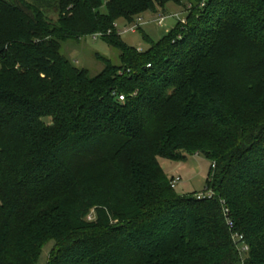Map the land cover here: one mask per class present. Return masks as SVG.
Segmentation results:
<instances>
[{"label": "trees", "instance_id": "obj_1", "mask_svg": "<svg viewBox=\"0 0 264 264\" xmlns=\"http://www.w3.org/2000/svg\"><path fill=\"white\" fill-rule=\"evenodd\" d=\"M170 3L191 7L185 25L144 52L121 41L117 22ZM101 9L0 0V264L49 244L45 264H264V0ZM95 34L119 64L99 56L90 77L61 47ZM184 154L211 163L210 198L170 186L158 159Z\"/></svg>", "mask_w": 264, "mask_h": 264}, {"label": "rangeland", "instance_id": "obj_2", "mask_svg": "<svg viewBox=\"0 0 264 264\" xmlns=\"http://www.w3.org/2000/svg\"><path fill=\"white\" fill-rule=\"evenodd\" d=\"M107 0H102L101 12L104 13V7ZM182 7L172 3L165 6L164 11H157L155 14L146 13L141 16L144 25L141 31L130 34H121V41L130 48L140 49L142 52L149 48V44L144 36L150 41L156 43L166 37L177 23L176 18L169 16L181 13ZM54 17V16H52ZM164 17V25L159 27L155 21ZM182 18V17H180ZM118 30H123L126 26L123 22H117ZM61 54L71 62L75 67L85 69L90 77L96 76L104 67L97 57H103L109 60L113 65H118V52L109 47L105 41L100 38L93 39L86 37L81 41H69L62 44ZM185 161H170L158 159V163L167 178H176L179 180L174 190L178 196L197 195L203 193L206 178L208 176L211 163L202 156L184 154ZM52 244H49L42 251L38 264H45Z\"/></svg>", "mask_w": 264, "mask_h": 264}, {"label": "built area", "instance_id": "obj_3", "mask_svg": "<svg viewBox=\"0 0 264 264\" xmlns=\"http://www.w3.org/2000/svg\"><path fill=\"white\" fill-rule=\"evenodd\" d=\"M209 0H198V9L202 10L206 7V3ZM191 11V7L187 6L185 9H183V11L181 13H177L174 15L169 16V18H176L177 19V23H180L181 25H185L186 24V17L189 14V12ZM182 17V18H180ZM165 22V18L164 17H160L155 21V24L159 27L163 26ZM144 25L143 20L141 19V17H137L135 19V21L132 24L126 25L123 30H118V26L114 25V28L117 29V33L118 35L121 34H130V33H135L137 32L139 29H141V27ZM103 35L101 34H95L93 36H91L93 39L96 38H101ZM137 52H142L140 49L137 50ZM148 68L150 66H147ZM118 101L119 102H124V96H118ZM179 182L178 179L173 178V180L170 182V186L172 188H175V186L177 185V183ZM213 195V193L211 192H203L200 194L195 195L196 199L198 200H203L205 198H210ZM228 212L226 210H224V215H227ZM226 216V223L227 226L229 228H232L233 224L232 222L229 220V218ZM88 221L91 220V216H89L87 218ZM232 240L235 244V246L237 247L238 251L241 253V255L246 254L248 252V247L247 245L243 242V238L237 234H233L232 235Z\"/></svg>", "mask_w": 264, "mask_h": 264}, {"label": "crops", "instance_id": "obj_4", "mask_svg": "<svg viewBox=\"0 0 264 264\" xmlns=\"http://www.w3.org/2000/svg\"><path fill=\"white\" fill-rule=\"evenodd\" d=\"M146 14V13H145ZM153 14H155V13H153ZM173 178V177H172Z\"/></svg>", "mask_w": 264, "mask_h": 264}]
</instances>
